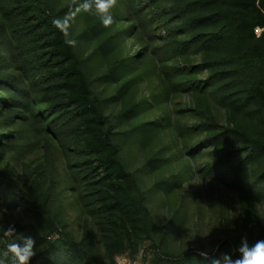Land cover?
<instances>
[{
	"label": "trees",
	"instance_id": "1",
	"mask_svg": "<svg viewBox=\"0 0 264 264\" xmlns=\"http://www.w3.org/2000/svg\"><path fill=\"white\" fill-rule=\"evenodd\" d=\"M66 11L0 0V250L212 264L264 240V0H121L75 49Z\"/></svg>",
	"mask_w": 264,
	"mask_h": 264
},
{
	"label": "clouds",
	"instance_id": "2",
	"mask_svg": "<svg viewBox=\"0 0 264 264\" xmlns=\"http://www.w3.org/2000/svg\"><path fill=\"white\" fill-rule=\"evenodd\" d=\"M121 6V0H65L67 11L63 16H53L52 26L57 29L64 37V43L72 48H76L78 40L73 37L71 29L76 22L77 16L83 12L97 18L104 28H110L116 23L115 10ZM51 15V14H49ZM257 38L264 32V28L257 26L254 29ZM3 237H11L14 228L9 227L4 230ZM35 241L30 237L18 240L8 239L6 246L0 250V264H30L31 259L36 255L34 250ZM239 257L233 259L228 254H222L220 258L212 260V264H264V240H258L249 245L246 238L242 239L238 249ZM207 256V253H201ZM118 264H124V258L118 259Z\"/></svg>",
	"mask_w": 264,
	"mask_h": 264
},
{
	"label": "rangeland",
	"instance_id": "3",
	"mask_svg": "<svg viewBox=\"0 0 264 264\" xmlns=\"http://www.w3.org/2000/svg\"><path fill=\"white\" fill-rule=\"evenodd\" d=\"M147 252V251H146ZM145 248L142 250V252L136 257V258H132L128 255H123V256H119L117 258V264H118V259L123 257L124 258V264H133L134 262H136V264H142L144 262L145 257ZM150 254H147V258L145 259V261L149 259Z\"/></svg>",
	"mask_w": 264,
	"mask_h": 264
},
{
	"label": "built area",
	"instance_id": "4",
	"mask_svg": "<svg viewBox=\"0 0 264 264\" xmlns=\"http://www.w3.org/2000/svg\"><path fill=\"white\" fill-rule=\"evenodd\" d=\"M133 264H136V262H134Z\"/></svg>",
	"mask_w": 264,
	"mask_h": 264
}]
</instances>
